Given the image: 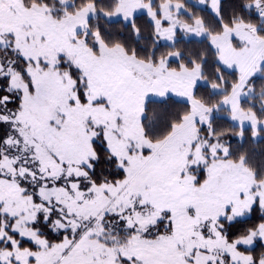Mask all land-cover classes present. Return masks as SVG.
I'll return each instance as SVG.
<instances>
[{
	"label": "snow or ice",
	"instance_id": "6c2138e0",
	"mask_svg": "<svg viewBox=\"0 0 264 264\" xmlns=\"http://www.w3.org/2000/svg\"><path fill=\"white\" fill-rule=\"evenodd\" d=\"M0 264H264V0H0Z\"/></svg>",
	"mask_w": 264,
	"mask_h": 264
}]
</instances>
